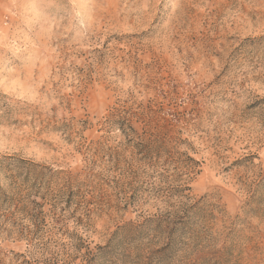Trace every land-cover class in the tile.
<instances>
[{"label":"rangeland","instance_id":"1","mask_svg":"<svg viewBox=\"0 0 264 264\" xmlns=\"http://www.w3.org/2000/svg\"><path fill=\"white\" fill-rule=\"evenodd\" d=\"M0 154L83 173L1 264H264V0H0Z\"/></svg>","mask_w":264,"mask_h":264},{"label":"trees","instance_id":"2","mask_svg":"<svg viewBox=\"0 0 264 264\" xmlns=\"http://www.w3.org/2000/svg\"><path fill=\"white\" fill-rule=\"evenodd\" d=\"M134 116V114H128L127 116L123 107L118 106L112 110L108 119L109 122L116 123L121 133L127 138L131 137L134 144H136L139 140L143 141L144 139L140 138ZM147 125H151L150 121L147 122ZM145 145L148 148L150 147L148 144ZM143 156L145 160L148 155L144 153ZM143 159L140 158L137 161H143ZM188 159L195 163L197 162L193 157L188 156ZM82 175V172L73 173L54 169L51 166L19 155L0 154V212L23 216L26 213L30 214L32 211L37 214L42 213V207L51 201L53 195L56 196L54 201L59 197L65 196L67 191L72 189ZM43 184H47V187H44V193H41L38 188ZM186 190H190V187H180L181 192ZM33 196H37L43 201H38L32 198ZM184 198L192 199V196L188 194ZM51 206L57 207L54 203ZM190 207L196 209L197 204H191ZM58 220L57 218L56 221ZM86 248L89 247L86 246ZM15 264L33 263L25 258L18 259ZM35 264H57V262H37ZM65 264H72V262L67 261Z\"/></svg>","mask_w":264,"mask_h":264}]
</instances>
